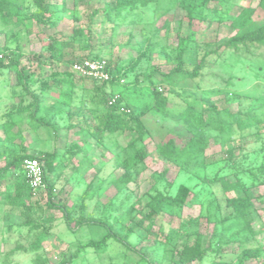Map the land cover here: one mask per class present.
Returning a JSON list of instances; mask_svg holds the SVG:
<instances>
[{"label": "rangeland", "instance_id": "obj_1", "mask_svg": "<svg viewBox=\"0 0 264 264\" xmlns=\"http://www.w3.org/2000/svg\"><path fill=\"white\" fill-rule=\"evenodd\" d=\"M10 1L18 7L21 22L19 25L4 26L0 21V51L5 50V62L21 57L20 65L32 71L36 79L41 75H49L45 80L48 88L39 97L42 106L51 108V113L46 114L47 110L43 109L37 116L52 120L58 128L57 139H54L51 128L39 127L33 130L28 116L16 115L22 121L25 152L36 156L39 152H52L56 149L62 154L66 147L72 150L79 147L82 152L75 154L69 167L62 171L54 187L52 201L56 203L60 200L65 207L70 208L79 203L78 197L82 193L87 192L84 214L91 219L105 220L111 226L112 233L119 238L131 230L126 241L134 251L109 239L103 251L86 247L77 252L82 245L100 239L106 233V228L87 225L75 234L71 233L59 210L43 206L37 209L34 205H43L44 200L38 201L33 197L28 199L25 192V203L31 204L28 220L38 225L36 230H29L23 225L24 210L14 209L12 197L3 196L6 186L2 182L0 264H58L63 258L67 264H148L146 259H151L153 264H178L185 238L194 234L201 235L204 245H207L212 235L214 242L221 240L218 257L223 259H235L246 238L249 240L248 246L262 247L259 261H264V184L259 182L261 173L258 170V166L264 163V148L258 151L261 146L264 147V100L259 97L264 90V47L253 46L238 53L221 48L206 59L197 78L179 83L175 93L169 96V109L176 112L185 107V102L199 104L203 97H207L206 92L222 91L221 94L209 96L211 103L221 111L227 109L231 114L240 113L243 129L238 130L235 124L229 126L228 123V130L224 134L212 133L205 156L182 171L164 160L156 150L157 143L168 136L170 130L178 132L174 121L149 112L143 118L149 131L144 142L148 153L144 167L135 170V181L116 195L110 183L122 171L114 167L111 156L116 152L115 141L125 146L127 136H111L103 146H98L87 132L75 135V130L66 128L69 122L75 125L82 123L75 117L69 121L66 111H81L74 105L88 96L89 93L84 91L93 92L94 88L101 86L73 74L71 64L89 57L108 62L120 84H126L137 76L144 95H148L149 90L145 88L147 82L143 76L151 74L156 87L168 94V88L160 81L161 74L168 73L176 63L174 47L177 43L178 20L183 17L182 12L173 11L177 0H158L117 17L114 12L110 15L104 13L117 0H51L50 3L59 7L64 4L65 11L54 12L55 16L45 25L35 21L38 14L33 0ZM246 6L255 10L253 20L262 23L264 9L258 6V0H230L224 5L213 0L205 13L209 14L211 10L217 12L213 16L214 22L209 27L207 23L193 24L192 30L197 42L220 44L228 40L235 34L231 27L232 20ZM227 8L229 12H225ZM146 26L153 27L152 30L157 29V36L152 41L157 46L151 54L150 51H137L136 41L140 40L138 33ZM74 29H80L83 34L73 36ZM187 32L186 20L183 19L179 33L184 36ZM131 34L137 38L130 40ZM202 54L203 51L198 57ZM185 68L189 71L193 69L189 59H186ZM153 70L154 73H151ZM66 75L74 80L70 100L73 106L68 105V96L61 94L62 90H66V84L61 85L56 81ZM43 83L36 82L29 85V88L37 92ZM11 91L10 84L0 79V123L5 113L16 109L17 102ZM109 91V87L104 88L106 95ZM31 102L32 98L27 96L25 104ZM221 116L227 119L223 113ZM248 117L251 119L247 120ZM82 125L84 127V123ZM229 151H233V159H230ZM22 152L16 145H7L0 169ZM163 171L166 180L172 185L167 191L173 195L181 185L194 191L200 190L202 179H210L215 175H226L230 181L239 180L249 190L256 209L252 215L255 235L243 232V225L239 222L219 224L230 213L225 206V198L235 194H224L217 184L202 188L199 204L185 206L180 211L172 209L164 212L147 232L148 222L139 223L142 214L147 212L146 203L157 184V176ZM97 188L98 193L92 194ZM75 213L78 214L79 209ZM172 231L178 235L173 241L169 239ZM39 235L42 236V242L35 249L33 244ZM214 242L213 247H216ZM212 257L207 255L203 261L189 264H207Z\"/></svg>", "mask_w": 264, "mask_h": 264}, {"label": "trees", "instance_id": "obj_2", "mask_svg": "<svg viewBox=\"0 0 264 264\" xmlns=\"http://www.w3.org/2000/svg\"><path fill=\"white\" fill-rule=\"evenodd\" d=\"M51 0H33L38 17L35 19L37 24L45 25L56 11H65V6L61 7L50 3ZM158 0H117L115 5H110L104 10V13L110 15L114 12L115 17L120 16L124 12L135 11L138 7H146L149 4L155 3ZM213 0H177L173 7L177 11L183 13L182 20H178V32L176 34L177 43L174 47L176 63L172 66L168 73L161 74V84L168 88V94L156 87L151 74L144 75L143 78L147 82L145 88H148V95H144L143 86L140 85L138 77H133L126 84H120L108 62L110 71V79L102 83L92 81L93 83L101 84L99 88H94L93 92H88L87 97H83L74 106L81 111L67 110L68 120L73 117L80 119L84 123L75 125L67 123L68 130H75L76 135H81L87 132L92 137L98 146H103L105 140L111 136L116 138L126 135L127 140L125 146L114 143L116 152L111 156L113 165L116 169L121 170V175L113 179L110 183L115 190V194H121L126 190L128 184L135 181L136 175L133 172L137 169H143L145 159L147 158V149L144 145L145 140L149 136V131L146 128L143 118L149 112H154L164 117H169L174 121V127L178 130L175 132L170 130L168 136L162 138L156 145V150L159 155L167 162L176 166L179 170L185 171L193 164L198 162L205 156V153L210 145L211 134H224L228 130V123L235 124L238 130L243 129L242 117L240 113L231 114L227 109L219 110L211 103L209 96L221 94L222 91L206 92L207 97H203L199 104L185 102V107L180 111H171L169 109V96L175 93L177 85L187 79H195L199 76L200 71L205 66L206 59L212 54H216L218 50L224 48L235 53L242 49L258 46L264 47V20L262 23H257L253 20L255 10L250 6L244 7L241 12L231 22V27L235 34L228 40L220 44L202 43L199 44L194 37L193 24L207 23L208 27L214 22V15L217 13L214 10L206 14L205 11ZM230 0H218L220 5L228 3ZM52 6V7H51ZM258 6L264 9V0H258ZM18 7L12 4L10 0H0V21L4 26L19 25L21 19L18 17ZM98 12V11H96ZM225 12H229L228 8ZM183 19L186 20L188 32L182 36L179 31L182 26ZM146 26L138 33L140 37L137 42L138 52H152L155 43L153 39L157 36V29ZM155 35H153L152 31ZM83 32L80 29L73 30V36H81ZM134 34L130 35L131 39H136ZM135 44V43H134ZM53 46V44H52ZM5 51V50H4ZM4 51L0 53V79L10 84L12 89L11 94L17 102L16 109L13 112L5 113L4 120L1 121L0 135V161L5 158L7 145H16L23 152L14 156L8 161L5 166L0 169V184L5 183L3 196L5 198L12 197V207L16 210L23 209V225L34 231L38 225H34L28 220V211L31 204H26L23 198L24 193H27L28 199L36 198L38 201L44 200L43 205H34L37 209H42V206L47 209H57L61 212L66 228L71 233H76L87 225H98L106 228V233L97 241H91L82 245L79 250L86 247H92L96 251H103L106 242L113 239L122 244L126 249L134 251L127 243V236L131 230L119 238L112 233L111 226L105 220H95L88 218L84 212L86 209L85 200L88 193H82L78 204H73L70 208L65 207L58 200L56 203L52 201L54 187L58 182L62 171L69 167L75 154L82 152L79 147L72 150L65 148L62 154H59L56 149L52 152H39L38 155H28L25 152L23 144L25 137L22 132L21 119L16 115H26L29 118V123L33 130L39 127L51 128L54 134V139H57L58 128L52 120L38 117V113L43 109L47 110L46 114L51 113V108H44L41 104L40 94L47 90V80L49 75H41L37 79L33 76V72L27 67L20 65V58L5 62ZM163 51V49H162ZM203 51L201 57L199 53ZM90 60H99L98 58L89 57ZM186 59H189L193 64V69L189 71L185 68ZM78 59L74 62L81 61ZM133 60V59H132ZM131 60V61H132ZM135 63V62H134ZM154 73V70L151 72ZM43 81L37 92H32L29 85ZM61 85L66 84V90H62L61 94L68 96L69 103L72 105L71 95L74 88V80L67 75L63 78L56 79ZM113 85H117L112 88ZM109 87V94L106 95L104 88ZM18 90V92H17ZM31 97L32 102L25 104L26 97ZM259 97L264 100V90L261 91ZM110 103V101H112ZM73 106V105H72ZM82 112V113H81ZM226 115L224 119L221 115ZM251 118L248 117L247 120ZM232 120V121H229ZM258 123V121H255ZM250 126V125H248ZM79 128V129H77ZM77 129V130H76ZM264 147L258 151H262ZM230 159L234 158L233 151H229ZM26 159H37L42 164L43 170V187L35 193L29 188L25 174L23 171V162ZM261 173L260 184H264V163L258 166ZM218 185L224 194L234 193L232 197L225 198V206L230 210V213L225 215L219 224L226 222H239L243 225V232L254 236L252 228V215L255 213V206L249 190L242 185L239 180L230 181L226 175H215L213 178H204L201 181V189L194 191L183 185L179 186L176 193L170 194L167 189L172 188L165 178V171L157 176V184L152 190V194L146 203V213L142 214L139 225L143 222H148L147 232L153 226L154 221L162 216L164 212L175 209L180 211L183 207H192L199 204L202 188L204 186L211 187ZM98 188L92 191V194L98 193ZM37 202V201H36ZM79 209V216L75 213ZM178 235L172 231L170 240H176ZM42 242V236L36 238L33 246L38 249ZM214 236L212 235L207 245H204L203 238L200 234L188 235L185 238V243L182 251V256L178 264H189L193 261L201 262L207 255H212L207 264H264V261H259L263 249L261 246H248L249 240L245 238L241 243L239 253L235 259H223L218 257L221 251V240L215 241L216 247H213ZM76 252V254H77ZM73 255V256H76ZM148 264H153L151 259H146ZM58 264H67L63 258Z\"/></svg>", "mask_w": 264, "mask_h": 264}, {"label": "built area", "instance_id": "obj_3", "mask_svg": "<svg viewBox=\"0 0 264 264\" xmlns=\"http://www.w3.org/2000/svg\"><path fill=\"white\" fill-rule=\"evenodd\" d=\"M71 72L80 78L98 81L100 83L110 79L108 65L103 60H90L84 58L81 61L71 64ZM111 102H113V100L110 101V103ZM23 171L26 182L33 193L43 187L42 164L37 159L24 160Z\"/></svg>", "mask_w": 264, "mask_h": 264}, {"label": "crops", "instance_id": "obj_4", "mask_svg": "<svg viewBox=\"0 0 264 264\" xmlns=\"http://www.w3.org/2000/svg\"><path fill=\"white\" fill-rule=\"evenodd\" d=\"M44 107V106H43ZM76 135V134H75Z\"/></svg>", "mask_w": 264, "mask_h": 264}]
</instances>
